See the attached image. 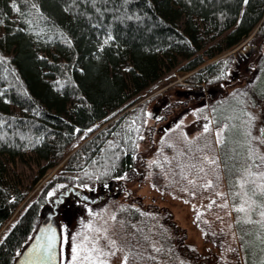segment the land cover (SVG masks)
Instances as JSON below:
<instances>
[{"label":"trees","instance_id":"16d2710c","mask_svg":"<svg viewBox=\"0 0 264 264\" xmlns=\"http://www.w3.org/2000/svg\"><path fill=\"white\" fill-rule=\"evenodd\" d=\"M255 42L264 44V0H0V264L15 262L43 208L56 210L80 188L136 176L148 109L163 91L120 114L161 78L186 72V86H216L238 51ZM202 108L216 145L191 148L173 172L182 182H204L202 189L229 208L242 263L264 264V49L236 86ZM156 155L154 169L167 171ZM22 163L36 167L31 181L17 174ZM163 210L125 206L123 215L154 223L159 251L174 256L172 235L183 232ZM160 220L166 230L156 227ZM201 232L221 249L204 224Z\"/></svg>","mask_w":264,"mask_h":264},{"label":"rangeland","instance_id":"374dc122","mask_svg":"<svg viewBox=\"0 0 264 264\" xmlns=\"http://www.w3.org/2000/svg\"><path fill=\"white\" fill-rule=\"evenodd\" d=\"M244 43L207 61L201 68L234 52ZM263 49L264 44L259 42L241 48L226 80L212 87L186 86V80L191 73L173 71L161 78L137 103L120 114L163 91L148 109L146 128L138 146L142 162L137 163L134 168L136 176L129 180H114L106 186L80 188L75 195H69L57 206L55 220L61 236L60 264H73V248L77 245L82 248L81 257L91 256L93 264H197L198 259L203 264H243L237 252L238 244L229 208L225 209V204L221 207L207 189H202L201 184L204 185V182H182L177 180L173 170L174 164H178L177 160L191 148L195 150L207 146L211 149L210 146L213 148L216 145V133L211 128L208 113H203L202 107L209 97L236 86L248 74L251 63ZM175 83L179 85L169 87ZM89 138L78 141L70 153ZM157 153L168 165L167 171L162 168L154 169L152 164ZM65 160L46 172L26 200L62 170ZM17 174L20 178L31 181L36 174V167L34 164L22 163L18 166ZM212 189L215 190L216 187L209 191ZM125 206L144 209L147 214L161 215L165 213L164 208L169 211L171 222L183 232L176 231L172 235L175 242L178 239L174 256L159 251L161 242L156 244L154 241V238L160 239L154 223H129L123 215ZM46 213L43 208L42 217ZM159 222L156 227L166 230V223L161 220ZM201 224L219 239L221 249H216L203 238ZM75 264L89 262L80 259Z\"/></svg>","mask_w":264,"mask_h":264},{"label":"water","instance_id":"95a60500","mask_svg":"<svg viewBox=\"0 0 264 264\" xmlns=\"http://www.w3.org/2000/svg\"><path fill=\"white\" fill-rule=\"evenodd\" d=\"M55 214L54 208L46 213L33 237L13 264H60L61 236ZM49 237H54L50 249Z\"/></svg>","mask_w":264,"mask_h":264},{"label":"snow or ice","instance_id":"6c2138e0","mask_svg":"<svg viewBox=\"0 0 264 264\" xmlns=\"http://www.w3.org/2000/svg\"><path fill=\"white\" fill-rule=\"evenodd\" d=\"M245 2H247V0H245ZM205 131H207V128H205ZM239 211H243V208L239 209ZM53 240L54 237H49V244H48L49 249L52 247ZM81 250L82 248L80 245H77L75 248H73V264H75V262L80 259L87 260L89 264H93L91 256L85 255L84 257H81Z\"/></svg>","mask_w":264,"mask_h":264}]
</instances>
